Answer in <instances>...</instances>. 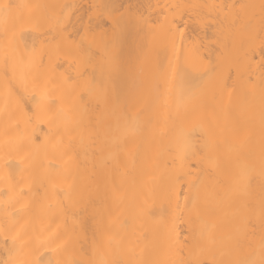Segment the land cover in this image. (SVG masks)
<instances>
[{
  "label": "bare ground",
  "instance_id": "1",
  "mask_svg": "<svg viewBox=\"0 0 264 264\" xmlns=\"http://www.w3.org/2000/svg\"><path fill=\"white\" fill-rule=\"evenodd\" d=\"M0 264H264V0H0Z\"/></svg>",
  "mask_w": 264,
  "mask_h": 264
}]
</instances>
